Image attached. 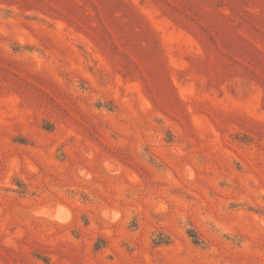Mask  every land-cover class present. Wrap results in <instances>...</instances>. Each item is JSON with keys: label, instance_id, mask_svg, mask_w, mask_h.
Returning <instances> with one entry per match:
<instances>
[{"label": "rangeland", "instance_id": "1", "mask_svg": "<svg viewBox=\"0 0 264 264\" xmlns=\"http://www.w3.org/2000/svg\"><path fill=\"white\" fill-rule=\"evenodd\" d=\"M0 264H264V0H0Z\"/></svg>", "mask_w": 264, "mask_h": 264}]
</instances>
